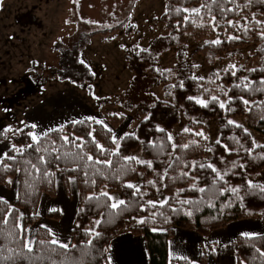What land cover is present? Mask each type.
Masks as SVG:
<instances>
[{
	"label": "rangeland",
	"instance_id": "1",
	"mask_svg": "<svg viewBox=\"0 0 264 264\" xmlns=\"http://www.w3.org/2000/svg\"><path fill=\"white\" fill-rule=\"evenodd\" d=\"M164 13L165 0H78V4L73 3V0H2L0 131L7 126L23 127L21 121L36 123L39 130L68 124L72 119L93 116L103 120L120 142L126 133L137 132L140 123L150 115V109L157 101L174 103L173 98H165V83L160 81L161 75L158 73L171 69V83H175L181 75L203 76L204 81L199 82L204 88L205 84H215L212 73L220 72L222 77V70L229 64L247 69L257 65L259 57L256 56L257 45L254 43L232 51L213 65L207 64L203 56L197 53V49L205 45V40L196 41L189 36L186 47L171 46L168 42L169 33L160 21ZM126 19L129 20L123 30L109 37H94L83 51L81 59L95 74L92 83L77 85L57 76L55 72L59 69L60 49L69 48L81 32L113 27ZM131 25L135 29L128 34L125 30ZM137 44L147 49L146 52L153 57V62L143 68L141 75L134 73L127 60V57L139 52ZM195 64L200 67H193ZM152 67L156 71H152ZM202 88L197 95L203 98ZM178 109L181 122L170 132L173 142L176 143L177 138L185 134L183 128L188 127L195 131L203 130L209 137L207 146L213 148L219 139L218 121L191 113L187 115L183 104L178 105ZM109 116H123L125 121L114 127L108 120ZM232 120L242 124L257 142L264 144V136L249 129L244 117ZM0 151H7L3 143H0ZM132 155L145 159L141 150ZM212 157L213 151L206 156L207 163L217 166ZM223 165V170L230 169V164ZM248 179L254 183H264V170L248 174ZM135 184L141 185V181ZM2 188L0 186V196L14 199L17 186L14 189L12 185L10 190ZM56 192L57 196L53 199H48V195L44 194L38 224L50 226L54 222L68 225L72 220V206H78L79 203L78 190L71 185V189L66 191L60 179ZM68 196L70 201L66 203L65 198ZM167 198V194L160 191L157 202ZM50 207L63 209L60 221L46 217ZM218 234L214 233L213 239L220 236ZM192 244L187 236L184 244L175 243L174 251L189 254ZM225 245L227 247L221 248L222 254H234V246Z\"/></svg>",
	"mask_w": 264,
	"mask_h": 264
},
{
	"label": "snow or ice",
	"instance_id": "2",
	"mask_svg": "<svg viewBox=\"0 0 264 264\" xmlns=\"http://www.w3.org/2000/svg\"><path fill=\"white\" fill-rule=\"evenodd\" d=\"M264 6V0H248L247 3L241 5L237 0H202L198 6L187 7V6H174L166 5V9L169 7L174 8V14L177 17H182V23L186 27L188 24H192L197 28H210L214 33H217V38L211 41H205V44H210L214 46H221L225 43V40L221 38L220 30L223 29L224 33H227L228 28L242 30V32L247 35L252 28L255 27V34L264 40V16L257 18L255 14L252 16H247L243 13V9L250 8L253 3ZM2 3V0H0ZM73 3L78 4V0H73ZM234 13L235 18H229V14ZM169 13L165 11V15ZM241 21L244 23L242 24ZM68 23V21H66ZM181 21L177 22L176 29L180 30ZM108 27V25H105ZM176 37H174L175 39ZM242 37L239 35L231 34L226 36L227 42H234L240 40ZM139 49V53L146 52L147 49L141 48L139 44L136 45ZM260 51H264L261 49ZM186 55V54H185ZM85 68H88V64L84 59H79L78 61ZM35 63V62H34ZM195 68H199L200 65H193ZM157 71H161L157 69ZM171 74V69L167 70ZM225 75H230L236 78V82H233L232 87L227 90L222 86L220 92L228 99L221 100L218 95H211L210 100L213 104H218L220 109L226 111H234L230 105L234 102L233 97H229V92L233 89H238L241 92L264 93V78L259 80V86H254L255 81L250 80L247 76H237L238 72L249 71L256 72V68L247 69L244 66H237L236 64H229L223 70ZM259 72L264 73V67L259 69ZM215 76L217 78H222L220 72H216ZM191 79L193 81H204L205 77L192 75ZM183 80L180 81L179 87L184 88ZM90 87V86H89ZM171 88H176V84L170 85ZM198 87L202 88V85L198 84ZM203 91L210 92V89L202 88ZM170 94V93H169ZM98 99V98H97ZM189 101H194L195 104L199 105L201 108L209 107V100L202 98L199 95L187 96ZM243 105L250 111V100L245 99L242 95L237 96ZM264 105V100L259 102ZM115 115V114H113ZM145 119H150V116L145 117ZM264 119V117H262ZM86 122L94 123L103 126L107 132L112 133L113 130L105 124L103 120L96 119L93 116L85 117L84 119H72L70 124L72 126L84 125ZM197 122L198 121H194ZM23 127H13L7 126L0 131V136L3 140L0 143L4 144L7 151H0V173H16V179L13 180L9 178L6 183L13 185L16 189L17 185H22L26 198L21 199L19 190H16V199L20 200L24 205H30L32 203L31 196L38 194V186L41 184H47L49 187L58 186L60 179H62L67 173H75L76 175H68L67 183L72 186H78V179L82 183L93 191L90 192L84 198V204L86 208H81L79 211L81 213H92L94 210L100 218L92 221V224L81 230L82 232V243L78 241L77 243H72L69 236H61L58 231H55L52 227L48 226L46 223H39L35 226L31 224L32 220L37 219L40 216L38 210H33L31 215H27V208L22 210L16 207L9 199L0 196V264H96V257L93 255L94 252H99L100 249L97 247L98 242L102 239L103 233L98 229L105 222H111L114 217H120L125 212L136 211L146 212L147 215L137 218L132 216L131 219L136 221L137 225H155L157 218L160 217L163 223H170L171 216L165 215L163 209L165 206L168 207L170 212L175 215L179 214L181 211L187 217H192L194 211H200L199 205L206 204L208 208H214L216 205L212 202L211 198H206L201 196L200 199H182L180 194L184 191L199 192L201 194H207L209 191L205 187L198 186L199 179L197 176L192 175L189 171L183 169L191 168L193 172L197 169L199 170H211L214 177L211 184L216 188L214 196H224L226 193H230L231 196L240 203L241 208L244 207V195H241V186H232L228 184L226 177L229 175L227 170L218 169L213 163H200L191 162L183 165V169L180 172L179 177H172L175 181L176 179L187 178L192 181L188 189H178L176 196V204H170L169 199H163L159 202L149 198L144 199L148 196V193L143 192L142 186L132 182H127L124 177L131 173H136L137 175H142V173L137 172L135 165L145 166L147 169H153L152 160L143 159L137 155H124L121 151V143L118 141L117 136L113 134L111 136V143L114 145L113 148H105L100 144L94 133L95 128L87 133L88 137H91L89 142L84 137L77 136L73 133H66V124H61L57 127L50 129H38L36 123L28 124L21 121ZM227 125L232 126L237 129H243L247 136L251 134L248 132L244 126L232 119L227 120ZM25 129H29L25 132ZM156 131L165 134L166 130L162 127H157ZM184 133H191L196 137L202 138L207 141L209 137L205 134L203 130L193 132L192 129L185 127L183 128ZM55 133L57 138L53 139L52 134ZM25 136L26 142L18 145L13 142L18 136ZM131 139L135 138L139 140V137L135 136V133H126L124 137L120 139ZM232 139L239 148L236 149L237 154H239L240 149H244L251 160L255 161L257 159L264 161V144L257 142L254 138L251 141V146L245 148L240 140L235 137H229ZM166 140L171 143L172 152H169V162L167 163L164 173H157V176L161 177L160 182L163 183V177L167 176L168 170L173 167V163L180 161V157H174L173 153L177 148L188 149L190 146L195 145L199 147V143L196 140H192L189 143L182 145H177L173 142V135L171 133H166ZM7 142V143H5ZM89 143L95 146V152L89 150ZM141 143H144L141 141ZM217 145L221 144V141L217 139L215 141ZM146 148H151L155 150L158 154H163L165 145L163 143L157 144L156 142H149ZM255 149H260L261 152L253 155ZM206 150L212 152L213 148L207 146ZM225 150H228L227 145H225ZM233 168L239 167L241 169L246 168L245 164H238L237 162H232ZM54 169V170H53ZM59 173V178L58 174ZM21 177L23 179L21 180ZM103 179L104 181L114 180L120 183V187L126 191L123 194L116 193L113 194L108 190V184L105 183L104 186L97 192L95 191L97 185V179ZM148 185L159 192L160 189L157 187V181L149 180ZM219 185V186H217ZM167 187V185H163ZM247 192L255 193L257 190L259 193L264 194V183L253 182L251 179H246ZM131 190V191H127ZM123 196H128L130 199H124ZM178 205V206H176ZM186 206L187 210H186ZM231 200L223 207H230ZM222 210V209H221ZM50 213H59L63 215V209L57 207H50L48 209ZM248 215H253L252 212H247ZM260 215L264 217V212ZM107 217V220H105ZM217 217H214L216 219ZM77 229H80V224L76 225ZM40 229L44 230V235L46 238H40ZM151 231H161L166 232L167 229L157 228L153 226ZM240 236L243 238L246 244L255 249V252L259 254L262 259V264H264V250L256 247L254 241L260 240L264 243V236L259 233L242 231ZM86 238V239H83ZM171 243V242H170ZM213 247L211 252H216L215 245H219L220 241H212ZM234 243V242H233ZM205 248L208 247L206 244ZM227 247V245H224ZM107 254V255H105ZM204 254V253H202ZM100 255L106 261V264H113V257L111 255V247L104 248ZM183 261L185 264H191L188 256L180 253L179 251H169V261L168 264H180ZM239 264H244V261H239Z\"/></svg>",
	"mask_w": 264,
	"mask_h": 264
},
{
	"label": "trees",
	"instance_id": "3",
	"mask_svg": "<svg viewBox=\"0 0 264 264\" xmlns=\"http://www.w3.org/2000/svg\"><path fill=\"white\" fill-rule=\"evenodd\" d=\"M202 0H165L166 5H174V6H187L193 7L198 6ZM241 5L248 2V0H237ZM169 13L165 15V13L161 16L160 21L164 24L166 30L168 31V42L171 46L176 47H186L189 36H191L196 41H211L217 38V33H214L210 28H197L192 24H188L186 27L182 23V17H177L174 14V8L169 7L165 11ZM243 13L247 16H252L255 14L257 18L264 16V6L259 5L257 3H253L250 8L243 9ZM229 18H235L234 13L229 14ZM129 19L109 28H104L101 30H95L91 32H81L76 41L69 47L65 49H60V60H59V69L56 70L57 76L61 78L63 81H69L71 83L81 85L85 83H92L95 80V74L90 67L85 68L78 61L81 59L83 51L87 48L88 44H90L91 40L98 36L103 35L105 37L113 36L115 33L123 30L126 27ZM181 21L180 30L177 31L176 25L177 22ZM243 24L244 22L241 21ZM135 27L133 25L126 28V32L130 34ZM255 27L252 28L247 35H245L242 30H236L232 28L227 29V33H224V30L221 29V38L225 40L221 46L217 47L210 44H205L204 46L197 49V53H200L205 62L209 65H213L216 60L223 59L227 54L232 51L240 48H244L251 43L257 45V53L256 56L259 57L257 65L254 68L257 69L256 72L249 71H241L237 73V76H247L250 80L255 81L254 86H259V80L264 78V73L259 72L261 67H264V51H260L264 49V40H261L258 35L255 34ZM239 35L242 38L240 40L234 42H227V35ZM174 37H176L174 39ZM128 63L134 73L136 75H141L144 71V67L150 65L153 62V57L148 52H141L139 55L135 54L133 57H127ZM152 71H156L154 67L151 68ZM158 73V72H157ZM161 75L160 81L165 83V98L174 99V103H169L167 101H157L154 106L150 109V119L144 120L140 123L137 132L135 133L136 137H139V140L135 138L131 139H122L121 143V151L124 155H132L138 151H142L143 156L146 160H152L153 169H147L142 165H135L138 173H142V175H137L136 173H131L124 177V180L127 182L136 183L137 181H141L142 191L148 193V196L144 197V199H153L157 201L160 197V191L167 194L169 199V203L175 205L176 204V192L178 189L184 188L188 189L192 183L190 179L182 178L176 179L175 181L172 177H179L180 172L183 169L184 164H188L191 162H196L197 164L204 163L207 164L206 156H208V151L206 150L207 142L204 141L200 137H196L191 133H185L180 135L177 138V145H182L185 143H189L192 140H196L199 143V147L192 145L188 149L177 148V150L173 153L174 157H180V161L177 163H173V167L168 170L167 176L163 177V183L160 182L161 177L157 176V173H160L161 176L164 173V169L169 162V152H172L171 143L166 140V133H170L176 126H178L181 122L180 111L178 109V105L183 104L186 108V114H196L201 115L208 119H216L220 126L219 129V140L221 144H214L213 147V157L212 161L216 162L217 168H224V163L230 164L227 171L229 175L226 177L229 185L232 186H241L242 191L241 195H244V207L241 208L240 203L235 199V197L231 196L230 193H226L224 196L216 197L213 195L215 193L216 188H214L211 184V181L214 177V174L211 173V170H199L197 169L195 172L192 171L191 168L183 169L185 171H189L192 175H195L199 179L198 186L205 187L209 191L207 194H201L199 192H191L184 191L180 194L182 199H200L201 196H205L206 198H211L212 202L216 205L214 208H208L206 204H200V211H194L192 217H187L184 215V212L181 211L179 214L173 215L167 206L163 209L165 215L171 216L170 223H163L162 218L158 217L156 224H148V225H137L136 221L131 219L132 216H136L137 218L141 216L147 215L146 212L130 211L125 212L120 217H114L111 222H105L98 229L103 233L102 239L98 242L97 247L100 249L99 252H94L93 255L96 257V264H106L104 258L100 255V252L103 251L104 248L111 247V243L113 239L119 235L120 233L129 232L133 236L141 237L144 239L146 250L148 253V261L149 264H168L169 261V251L168 244L174 235V229L180 228L185 230L195 231L199 235L203 237H208L212 232L226 228L233 222H238L250 218H254L260 215L261 212H264V194L258 192L245 194L247 192L246 179H248V174L250 173H259L264 170V161L262 160H251V158L247 155L244 149H240L239 154H237L236 149L239 148L232 139L229 137L235 136L240 140V143L244 145L245 148L251 146V141L253 139L252 134L247 136L243 129H237L232 126L227 125L228 119L244 117L246 119V125L249 129L257 131L264 136V105H261L259 102L264 100V93L256 92H241L238 89H233L232 92H229V97H233L234 102L230 105L231 108L235 109L234 111H226L220 109L218 104L211 103L210 97L211 95H218L221 100L228 99L221 92L218 86H222L224 89H228L232 87L233 82H236L235 77H231L230 75L223 74L221 79H216L214 73L211 74V78L215 84H205L204 88L210 89V92L204 91L203 98L209 100L208 108H201L199 105L195 104L194 101H189L187 96L189 95H197L200 92V88L198 84L199 81H193L190 75L182 76L175 82L171 83L170 78L171 75L168 71H164L162 73H158ZM183 80L184 88L179 87L180 81ZM176 84V88H171L170 85ZM170 93V94H169ZM243 96L245 99L250 100V108L249 111L243 103L236 99L237 96ZM108 120L110 124L114 127L119 126L121 123L125 121V117H117V116H109ZM67 127L65 129L66 133H73L77 136L84 137L89 142L91 141V137L87 136V133L91 130V128H95L96 132L94 135L96 136L97 141L102 144L105 148H113L114 145L111 143L112 133L107 132V130L98 124L88 123L86 122L84 125H76L72 126L70 123L66 124ZM157 127H162L166 130L165 134L159 133L156 131ZM200 128V127H198ZM245 128V127H244ZM191 129V128H190ZM196 129V128H195ZM29 129H25L27 132ZM193 130V129H192ZM198 130V129H197ZM195 132V130H193ZM52 138L56 139L57 136L55 133L52 134ZM0 140H3V137L0 136ZM143 141L144 143H141ZM15 143L21 145L26 142V137L21 135L14 139ZM149 142H156L157 144L163 143L165 145L163 154H158L155 150L151 148H146V145ZM225 145H227L228 150H225ZM89 150L93 153L96 151L95 146L89 143ZM260 149H255L253 155L260 153ZM235 161L238 164L242 163L246 165V168L241 169L239 167L233 168L232 162ZM54 170V169H53ZM59 175V173L57 174ZM68 175H76L75 173H67L62 178V182L66 191L69 190V184L67 183ZM11 178L13 180L16 179V173H0V185L6 188H11L12 185L6 183V181ZM23 177H21V180ZM155 180L157 181V187L160 189L158 192L156 188H153L151 185L147 184V181ZM108 184V190L110 192H119L123 194L126 190L120 187V183L114 180L104 181L103 179H97V185L95 191H99L104 184ZM167 185L164 187L163 185ZM77 190L79 194V203L76 214V221L71 230V242L77 243L81 241L82 243V232L81 230L85 227L90 226L93 220L100 218L96 211L94 210L92 213H81L79 210L81 208H86L87 206L84 204V198L90 194L93 189L86 187L81 180L77 181ZM219 186V185H217ZM18 190L21 196V199L26 198L25 190L22 185H18ZM131 191V190H127ZM43 194H46L50 197L56 196V186L49 187L47 184H41L38 186V194L31 196L32 203L30 205H24L20 200L15 199L11 203H13L16 207L24 210L27 208V215H31L33 210H38L40 207L41 197ZM124 199H130L128 196H123ZM231 200L230 207H223V205L227 204ZM178 206V205H176ZM186 206V210H187ZM222 209V210H221ZM247 212H252L253 215H248ZM46 217L54 220H61L63 215L59 213H47ZM214 217H217L214 219ZM262 223L264 224V217L259 216ZM40 216L31 221V224L35 226L38 224ZM107 220V217H105ZM80 224L81 228L77 229L76 225ZM155 226L157 228L167 229L166 232L151 231V228ZM41 236L40 238H46L44 235V230L40 229ZM261 236H264L262 234ZM86 239V238H83ZM256 247L264 250V243L260 240L254 241ZM234 246L233 253L237 258V264L239 261H244V264H262V259L259 257V254L255 252V249L250 247L249 244H246L243 238L239 235L237 236L235 242L232 244ZM107 255V254H105ZM180 264H185V262L181 261ZM191 264H196L191 262ZM200 264H205L204 258L202 259Z\"/></svg>",
	"mask_w": 264,
	"mask_h": 264
},
{
	"label": "crops",
	"instance_id": "4",
	"mask_svg": "<svg viewBox=\"0 0 264 264\" xmlns=\"http://www.w3.org/2000/svg\"><path fill=\"white\" fill-rule=\"evenodd\" d=\"M2 187H3L2 189H6V190L11 189V188H6L4 186ZM75 187L77 189V186ZM69 188L71 189V185L69 186ZM56 196H57V192H56ZM56 196L55 197L48 196L49 197L48 199L56 198ZM15 197L14 199H16ZM69 197L70 196H68L67 199L65 198L66 203H69L70 201ZM14 199L12 198L9 200L10 202H12L14 201ZM43 199H44V194L41 197L40 206L41 203L43 202ZM76 208L78 209L77 205L72 206L73 216H72V220H70V223L68 225H64L61 223L56 224L53 222V224H51L50 227H52L55 231H58L61 234V236H69L71 238V230L76 221V214H77ZM56 221H60V220H56ZM242 231H250L262 235L264 234V224L262 223L260 217H254L238 222H233L230 225H228L226 228L212 232L207 238L199 235L195 231L175 228L174 235L168 244V251L170 250L174 251L175 243L182 242L184 244V239L187 238L188 236L190 240H192L193 244L191 251H189V254H184V255L188 256L191 262L200 264L202 259L204 258L205 264H237V258L235 254H222L221 248L227 243L233 244L237 236H239ZM216 232H219L220 234L218 235L220 236L213 239L212 235H214V233ZM223 236L226 238L222 239ZM217 240L220 241L221 243L219 245H215L216 252L213 253L211 252V248L213 247L211 242ZM206 244L208 245L207 248L204 247ZM111 255L113 257V264H149L148 253L146 250L144 239L141 237L133 236L129 232L120 233L113 239L111 243Z\"/></svg>",
	"mask_w": 264,
	"mask_h": 264
}]
</instances>
